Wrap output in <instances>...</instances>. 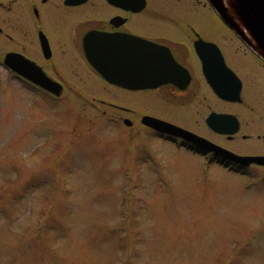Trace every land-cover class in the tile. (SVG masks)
<instances>
[{"label": "rangeland", "instance_id": "rangeland-1", "mask_svg": "<svg viewBox=\"0 0 264 264\" xmlns=\"http://www.w3.org/2000/svg\"><path fill=\"white\" fill-rule=\"evenodd\" d=\"M148 2L151 28H201L219 42L228 28L206 0ZM4 46L0 37V264H264L262 170L205 166L111 122L96 100L129 107L125 92L52 98L2 65ZM254 91L246 104L264 105Z\"/></svg>", "mask_w": 264, "mask_h": 264}, {"label": "flooded vegetation", "instance_id": "flooded-vegetation-1", "mask_svg": "<svg viewBox=\"0 0 264 264\" xmlns=\"http://www.w3.org/2000/svg\"><path fill=\"white\" fill-rule=\"evenodd\" d=\"M151 11L148 0L141 11L108 0H0L3 54L18 53L23 57L21 70L35 68L57 82L59 96L55 97L19 77L52 98L125 92L133 97L124 101L129 107L96 100L103 113L106 108L113 111L108 115L111 122L197 155L205 166L238 173L255 168L264 172V163L241 166L185 137L146 125L145 120L157 119L223 151L264 157V105L246 104L247 93L254 89L264 93V60L247 45L244 47L251 56L235 57L227 41L234 36L230 28H224L222 42L213 31L206 33L201 28H151ZM141 15L146 20L139 19ZM51 30L57 34L55 40ZM91 58L98 61L102 73ZM233 75L239 80L240 102L221 98L213 88L215 84L233 90ZM139 94L146 95L135 101ZM234 105H242L252 114L244 120L234 112ZM232 116L238 121L234 133L230 132L234 128ZM127 139L130 144L138 142L132 133Z\"/></svg>", "mask_w": 264, "mask_h": 264}, {"label": "water", "instance_id": "water-1", "mask_svg": "<svg viewBox=\"0 0 264 264\" xmlns=\"http://www.w3.org/2000/svg\"><path fill=\"white\" fill-rule=\"evenodd\" d=\"M112 4L122 6L124 8L132 9L134 11H140L145 7V0H108ZM209 5L212 7L214 12L220 18V20L244 42L246 43L255 53L264 59V0H207ZM21 57L16 53L7 54L4 58V63L14 72L18 74H24L25 77L30 79L33 83L38 84L48 91L54 92V83L46 77L39 74L35 68L32 70L27 67L25 72L20 70ZM94 67L101 71V66L95 59H90ZM27 63V62H26ZM29 64V63H27ZM30 65V64H29ZM27 66V65H26ZM31 66V65H30ZM234 76L236 86L233 90L219 87L213 84V88L217 94L226 100L230 101H241L240 97V84L239 80ZM110 79V78H109ZM111 81H114L112 78ZM210 81V80H209ZM234 128L230 131L234 133L237 131L238 121L235 116ZM147 125L153 128L166 132L175 136L185 137L187 140L204 146L210 151H215L225 158L247 166L250 163H262L264 157L254 156H239L229 151H223L221 148L214 146L213 144L205 141L204 139L184 131L183 129L163 122L159 120L149 121L146 120ZM202 140V141H201Z\"/></svg>", "mask_w": 264, "mask_h": 264}]
</instances>
